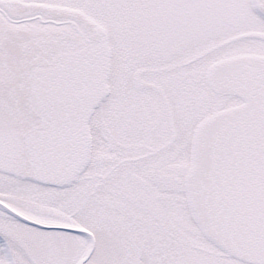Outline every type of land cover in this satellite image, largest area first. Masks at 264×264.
<instances>
[{
  "label": "snow or ice",
  "instance_id": "6c2138e0",
  "mask_svg": "<svg viewBox=\"0 0 264 264\" xmlns=\"http://www.w3.org/2000/svg\"><path fill=\"white\" fill-rule=\"evenodd\" d=\"M0 264H264V0H0Z\"/></svg>",
  "mask_w": 264,
  "mask_h": 264
}]
</instances>
